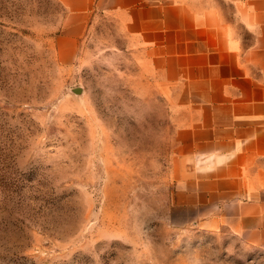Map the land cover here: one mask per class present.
Segmentation results:
<instances>
[{"label": "rangeland", "instance_id": "374dc122", "mask_svg": "<svg viewBox=\"0 0 264 264\" xmlns=\"http://www.w3.org/2000/svg\"><path fill=\"white\" fill-rule=\"evenodd\" d=\"M68 15L0 0V264H264L175 207L167 111L116 18Z\"/></svg>", "mask_w": 264, "mask_h": 264}, {"label": "crops", "instance_id": "0c3cea01", "mask_svg": "<svg viewBox=\"0 0 264 264\" xmlns=\"http://www.w3.org/2000/svg\"><path fill=\"white\" fill-rule=\"evenodd\" d=\"M114 16L165 105L175 207L264 249V0H62Z\"/></svg>", "mask_w": 264, "mask_h": 264}, {"label": "water", "instance_id": "95a60500", "mask_svg": "<svg viewBox=\"0 0 264 264\" xmlns=\"http://www.w3.org/2000/svg\"><path fill=\"white\" fill-rule=\"evenodd\" d=\"M75 92H76V93H80V92H81V89L78 88V89L75 90Z\"/></svg>", "mask_w": 264, "mask_h": 264}]
</instances>
